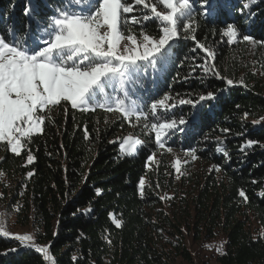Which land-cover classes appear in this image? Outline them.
Listing matches in <instances>:
<instances>
[{
	"label": "trees",
	"instance_id": "16d2710c",
	"mask_svg": "<svg viewBox=\"0 0 264 264\" xmlns=\"http://www.w3.org/2000/svg\"><path fill=\"white\" fill-rule=\"evenodd\" d=\"M38 2L42 11L46 4H56ZM210 3L217 15L197 16L196 40L181 33L169 69L158 79L143 77L136 86L149 104L166 93L173 98L169 102L177 104L182 98L216 93L215 100L195 109L178 105L172 110L177 117H187L188 124L184 132L171 134L166 146L184 154L194 149L199 164L187 179L179 182L166 160L155 169L149 167L148 157L157 145L143 125L151 121L141 120L135 127L143 147L129 156L121 152L120 143L132 125L102 109L81 112L63 103L54 107L45 113L50 119L43 132L25 144L20 156L0 143V207L16 224L33 227L35 240L50 246L56 264L192 263L185 241L190 233L195 241L224 237L217 264H264V90L249 69L245 45L238 50L222 37L226 23H234L238 40L250 35L264 49V0L243 14L240 9L248 0ZM25 4L26 0H0V18L14 16L22 27ZM192 4L199 13L200 0ZM158 26L149 22L145 31L156 35ZM133 31L139 34L140 26H133ZM197 41L214 51L221 78L199 68L193 71L206 56L199 49L192 52ZM227 79L233 85H227ZM248 140L254 143L246 146ZM28 151L35 157L31 164L26 163ZM241 190L247 200L239 195ZM110 213L120 220V227ZM0 264L47 263L41 254L0 236Z\"/></svg>",
	"mask_w": 264,
	"mask_h": 264
},
{
	"label": "snow or ice",
	"instance_id": "6c2138e0",
	"mask_svg": "<svg viewBox=\"0 0 264 264\" xmlns=\"http://www.w3.org/2000/svg\"><path fill=\"white\" fill-rule=\"evenodd\" d=\"M256 2L248 0L240 9L241 14ZM45 8L46 11L41 10L38 0H26L24 16L27 19L22 27H17L14 16L0 18L5 25L0 32V143L11 153L20 156L25 144L35 134L43 132L46 119H50L45 113L62 103L81 112L102 109L118 113L133 127L141 120L151 121L150 125L143 126L146 129L150 126L156 145L165 149L167 138L177 131L184 132L188 124V118L177 117L173 109L178 105L195 109L201 102L216 99V93L207 92L196 100L179 99L177 104L170 103L173 98L166 93L149 104L143 101L136 87L143 77L158 79L169 69L176 58L174 45L182 32L196 40L197 16L207 19L217 15L210 0H200L199 13L192 0H56L54 6L46 4ZM149 22H158L156 35L145 31ZM136 25L140 26L139 34L133 31ZM239 34L234 23H226L222 31V37L230 44L237 42ZM242 39L251 44L259 43L250 35H243ZM197 49L206 56L203 64L195 65L193 71L199 68L205 75L211 73L221 78L213 63L214 51L199 41L192 52ZM192 59L195 61L196 57ZM226 83L231 86L233 80L227 79ZM253 143L248 140L246 146ZM138 146L143 147V141L129 134L122 138L120 150L131 156ZM166 150L172 152L170 147ZM185 155L197 159L194 149ZM154 158L152 155L148 160ZM34 159L28 151L26 163L31 164ZM173 167L183 174L179 159ZM32 175L28 173L29 177ZM144 185L145 180L141 178V195ZM96 194H101L99 189ZM239 195L247 200L243 190ZM166 198L171 199L161 197ZM112 219L116 227L121 226L120 220L114 216ZM0 236L14 239L22 247L41 254L48 264H56L50 246L36 243L33 235L10 233L0 222ZM76 259L74 256L73 261Z\"/></svg>",
	"mask_w": 264,
	"mask_h": 264
},
{
	"label": "rangeland",
	"instance_id": "374dc122",
	"mask_svg": "<svg viewBox=\"0 0 264 264\" xmlns=\"http://www.w3.org/2000/svg\"><path fill=\"white\" fill-rule=\"evenodd\" d=\"M183 33V32H182ZM227 40L226 37H223ZM237 45L238 50L245 45L246 55L248 59V63L250 65L249 69L255 73L256 77H258L259 82L261 83L264 90V49L261 45L251 44L249 42L243 41V39L238 40L234 43ZM261 46V47H260ZM131 132L126 134H132L134 138H138L143 141V139L136 135L135 127L131 126ZM149 134L151 133L150 126L147 128ZM154 136V134H152ZM168 147L165 145V149H160L158 146L156 148V152L154 153V160L149 163V167L156 168L162 161H168L172 167L177 159L181 161V172L180 175L175 171L176 176L180 175V178L187 179L191 174L195 173V168L198 167L197 161L193 160L190 156L185 155L184 153H179L177 151L172 150V152H168L166 149ZM187 161V163H184ZM175 170V168L173 167ZM178 179L180 182L181 179ZM0 222H3L7 231L13 234H31L34 236V229L30 225L21 226L15 223V219L13 216L5 213L3 207H0ZM35 237V236H34ZM11 239V238H10ZM186 244L189 250L193 255L192 263H182L178 261V264H217L215 262V257L217 254H220L224 248V237L222 235H217L215 238L207 241H195L192 238L191 233L186 236ZM37 243V241L35 240ZM40 245H46L41 244ZM48 264V262L46 261Z\"/></svg>",
	"mask_w": 264,
	"mask_h": 264
}]
</instances>
